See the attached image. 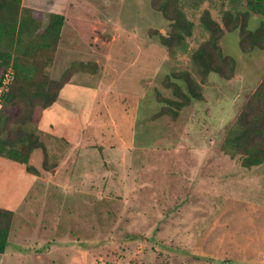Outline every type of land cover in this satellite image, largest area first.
<instances>
[{
	"label": "rangeland",
	"instance_id": "374dc122",
	"mask_svg": "<svg viewBox=\"0 0 264 264\" xmlns=\"http://www.w3.org/2000/svg\"><path fill=\"white\" fill-rule=\"evenodd\" d=\"M88 1L104 14L69 16L79 25L62 29L45 72L60 80L74 63L88 69L70 76L40 121L21 125L45 147L27 164L0 153V208L14 213L0 264H264V164L246 168L221 149L264 77V49L243 53L240 30L225 32L234 77L211 73L204 100L175 119L161 101L176 99L174 74L200 82L192 54L209 38L202 14L222 23L227 11L246 12L245 2L179 0L193 34L169 49L158 34L169 35L171 23L153 0ZM262 22L251 14L248 29Z\"/></svg>",
	"mask_w": 264,
	"mask_h": 264
},
{
	"label": "trees",
	"instance_id": "16d2710c",
	"mask_svg": "<svg viewBox=\"0 0 264 264\" xmlns=\"http://www.w3.org/2000/svg\"><path fill=\"white\" fill-rule=\"evenodd\" d=\"M22 1L0 0V86L10 65L15 71L8 92L2 96L0 153L13 161L27 164L31 154L45 146L38 135L24 132L21 125L27 121H40L43 110L57 100L70 76L88 69L89 64L74 63L60 80L50 78L45 68L59 43L65 16L24 9ZM242 1L247 11H227L222 23L213 18L208 10L202 14L201 23L209 38L192 54L200 82L187 71L174 74L167 80V85L176 99L161 100L165 103L163 113L175 119L184 107L204 100L202 84L206 83L211 73L224 79L234 77L236 61L224 53L220 44L225 32L240 30L239 46L243 53L264 49V22L254 31L248 29L251 14L264 15V0ZM152 5L171 23L169 35L158 34L162 45L173 49L192 36L194 24L187 18L179 0H153ZM45 17L47 21L43 25ZM221 149L232 158L242 156V165L246 168L264 164V77L226 132ZM13 218V211L0 208V254L8 245Z\"/></svg>",
	"mask_w": 264,
	"mask_h": 264
},
{
	"label": "crops",
	"instance_id": "0c3cea01",
	"mask_svg": "<svg viewBox=\"0 0 264 264\" xmlns=\"http://www.w3.org/2000/svg\"><path fill=\"white\" fill-rule=\"evenodd\" d=\"M85 3H87L89 6L88 7H84V8H72V7H67V10L62 12V13H59L58 14H62L65 16V24L63 26V28H66L68 25H72L75 29L78 27L79 24H77L78 21L75 20L72 21L71 18L69 16L71 15H92L97 12L98 15H103L104 14V10L100 9L99 6H94L92 4L89 3L88 0H84ZM23 2H25V0H23ZM23 6V5H22ZM30 8V7H29ZM43 11V10H42ZM48 13H55V12H45V14H48ZM91 16V17H92ZM78 31V30H77Z\"/></svg>",
	"mask_w": 264,
	"mask_h": 264
},
{
	"label": "built area",
	"instance_id": "2783aa9c",
	"mask_svg": "<svg viewBox=\"0 0 264 264\" xmlns=\"http://www.w3.org/2000/svg\"><path fill=\"white\" fill-rule=\"evenodd\" d=\"M14 75L12 69L9 70L2 81V85L0 86V108L2 107V96L8 92L11 83L13 82Z\"/></svg>",
	"mask_w": 264,
	"mask_h": 264
}]
</instances>
